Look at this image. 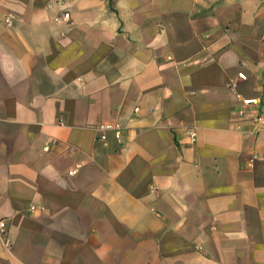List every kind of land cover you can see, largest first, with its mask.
I'll return each instance as SVG.
<instances>
[{
  "label": "crops",
  "instance_id": "0c3cea01",
  "mask_svg": "<svg viewBox=\"0 0 264 264\" xmlns=\"http://www.w3.org/2000/svg\"><path fill=\"white\" fill-rule=\"evenodd\" d=\"M262 33L264 0H0V264H264Z\"/></svg>",
  "mask_w": 264,
  "mask_h": 264
},
{
  "label": "built area",
  "instance_id": "2783aa9c",
  "mask_svg": "<svg viewBox=\"0 0 264 264\" xmlns=\"http://www.w3.org/2000/svg\"><path fill=\"white\" fill-rule=\"evenodd\" d=\"M69 12L65 11L61 15V19L68 20L69 19ZM4 22L7 24H10V19L8 17L4 18ZM206 36V35H205ZM237 77L241 80L246 79V75L243 72H238ZM231 85H233V81L230 80ZM138 107L134 108L135 112H138ZM238 114L239 115H252V121L254 123V129L256 131H260L261 129H264V111H262V107L260 105L259 100L256 98H243L241 101V105L238 108ZM123 125L119 118L107 121V122H101L96 126V129L100 132L99 138L100 139H106V132L111 131L115 138L120 139L122 135ZM187 137L189 138L190 143H194L196 141V130L194 128H187L186 129ZM47 148V147H46ZM73 171H69V173H72ZM33 208V207H31ZM7 231V220L5 217L0 216V235H5ZM5 244L8 245L9 241L6 238Z\"/></svg>",
  "mask_w": 264,
  "mask_h": 264
},
{
  "label": "rangeland",
  "instance_id": "374dc122",
  "mask_svg": "<svg viewBox=\"0 0 264 264\" xmlns=\"http://www.w3.org/2000/svg\"><path fill=\"white\" fill-rule=\"evenodd\" d=\"M262 36H264V33H262Z\"/></svg>",
  "mask_w": 264,
  "mask_h": 264
}]
</instances>
